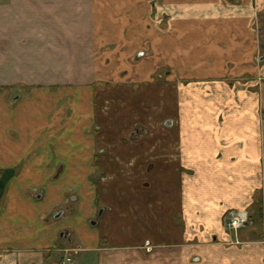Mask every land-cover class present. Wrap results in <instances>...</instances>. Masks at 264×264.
<instances>
[{"label":"crops","instance_id":"crops-1","mask_svg":"<svg viewBox=\"0 0 264 264\" xmlns=\"http://www.w3.org/2000/svg\"><path fill=\"white\" fill-rule=\"evenodd\" d=\"M261 10L264 0L0 4V264H264ZM162 80L174 95L167 130L139 123L153 141L128 142V123L102 112L115 97L99 93ZM231 210L249 222L229 230Z\"/></svg>","mask_w":264,"mask_h":264},{"label":"rangeland","instance_id":"rangeland-1","mask_svg":"<svg viewBox=\"0 0 264 264\" xmlns=\"http://www.w3.org/2000/svg\"><path fill=\"white\" fill-rule=\"evenodd\" d=\"M9 2V0H0V4H5ZM88 8H83V10H87ZM138 12H144L141 17H138L137 20H145L147 21L149 27L153 24V21L151 18L149 20L147 19V13L145 9H133ZM150 10V9H149ZM148 11V10H147ZM136 13V12H135ZM146 23V22H145ZM89 19H81L78 23L76 32L83 38H85V34L88 33L89 30ZM257 30H258V36H259V52L260 56L264 54V10L259 11L258 18H257ZM77 37V34H76ZM81 40L82 44V69H83V75L85 76L84 69L88 66V64H85V60L87 58V55L89 54V41L83 39ZM77 44H79V41H76ZM78 49L80 48V45H76ZM148 55L150 53V50L147 51ZM260 73V72H259ZM137 85V86H136ZM169 83L165 80L159 81V83H149V84H143L142 82H138L137 84L131 86V87H125L120 88L118 90L112 89L108 87L105 92L99 93L101 96H114L115 100L117 101L115 103L107 102L103 104L102 112L107 113L111 115L110 113H114L113 115L116 117L118 116L120 121L116 122H123L128 123L124 130L127 131V133H130L128 136H125V138L129 139L128 142L135 143L138 139L144 140L147 142H152L153 137L149 139L148 137H142V133L140 134V138L137 137L135 129L138 126H146V131L148 132L149 128L152 126H155L154 122L160 126L159 128L164 127V120H166L167 116L169 115V112L171 109L174 108V95L173 90L170 91V87L168 86ZM257 88L259 92V96H261L264 99V76L260 74ZM22 91L23 89L20 88ZM19 93V92H18ZM158 95L164 96V98H159ZM116 97H119L117 99ZM121 97V98H120ZM123 98V99H122ZM134 99V100H133ZM167 101L166 103L163 102ZM262 109L264 110V105L262 106ZM107 115V114H106ZM151 117V119H150ZM153 122V123H152ZM141 125H140V124ZM139 124V125H138ZM154 124V125H153ZM164 131L167 130V128H163ZM162 130V132H163ZM125 135V133L123 134ZM164 137V135L162 134ZM137 138V139H136ZM142 140L140 142H142ZM162 142L169 143V137L168 135L162 139ZM229 212V211H228ZM227 212V214H228ZM226 214V215H227Z\"/></svg>","mask_w":264,"mask_h":264},{"label":"built area","instance_id":"built-area-1","mask_svg":"<svg viewBox=\"0 0 264 264\" xmlns=\"http://www.w3.org/2000/svg\"><path fill=\"white\" fill-rule=\"evenodd\" d=\"M227 228L230 230H238L249 222L247 212L231 210L226 215Z\"/></svg>","mask_w":264,"mask_h":264},{"label":"water","instance_id":"water-1","mask_svg":"<svg viewBox=\"0 0 264 264\" xmlns=\"http://www.w3.org/2000/svg\"><path fill=\"white\" fill-rule=\"evenodd\" d=\"M18 91H19V95L13 99V101H14V102H15L16 100H18V99H19V97H20L21 90L19 89Z\"/></svg>","mask_w":264,"mask_h":264},{"label":"flooded vegetation","instance_id":"flooded-vegetation-1","mask_svg":"<svg viewBox=\"0 0 264 264\" xmlns=\"http://www.w3.org/2000/svg\"><path fill=\"white\" fill-rule=\"evenodd\" d=\"M66 260H67V261H71V259H70V258H67Z\"/></svg>","mask_w":264,"mask_h":264},{"label":"trees","instance_id":"trees-1","mask_svg":"<svg viewBox=\"0 0 264 264\" xmlns=\"http://www.w3.org/2000/svg\"><path fill=\"white\" fill-rule=\"evenodd\" d=\"M260 211V213H261V210H260V208L258 209V212Z\"/></svg>","mask_w":264,"mask_h":264}]
</instances>
